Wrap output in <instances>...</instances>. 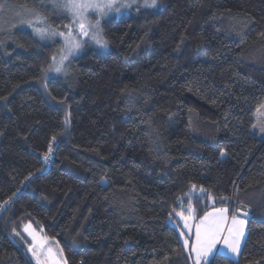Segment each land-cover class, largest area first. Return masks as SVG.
I'll return each mask as SVG.
<instances>
[{
    "label": "trees",
    "instance_id": "16d2710c",
    "mask_svg": "<svg viewBox=\"0 0 264 264\" xmlns=\"http://www.w3.org/2000/svg\"><path fill=\"white\" fill-rule=\"evenodd\" d=\"M1 2L58 31L70 22L49 0ZM101 27L108 48L86 45L46 91L42 69L61 40L0 26V200L21 188L0 214V264H34L29 224L66 264H193L175 215L189 204L191 241L206 212L250 211L239 258L212 264H264V138L251 132L264 102V0H159Z\"/></svg>",
    "mask_w": 264,
    "mask_h": 264
},
{
    "label": "snow or ice",
    "instance_id": "6c2138e0",
    "mask_svg": "<svg viewBox=\"0 0 264 264\" xmlns=\"http://www.w3.org/2000/svg\"><path fill=\"white\" fill-rule=\"evenodd\" d=\"M158 2L159 0H54L53 7L67 13L71 17L68 24L62 25L64 31H58V27L61 26L52 27L48 18L40 12L35 9L29 10L28 15L33 17V19L28 20L27 23L35 25L33 28L35 35L39 36L41 40L53 41L56 37H60L64 42L51 56L48 67L42 69L41 84L45 90L47 91V83L45 81L69 75V66L72 58L83 50L85 44L94 43L99 48H108L109 42L104 38V30L101 27L102 19L108 17L110 13L120 14L133 8L137 12L154 9L157 7ZM5 7L4 3H0V11ZM90 14L97 16L94 23L88 18ZM84 37L87 39H83ZM0 99L6 98L0 97ZM53 99L55 98L53 97ZM67 123L66 117L65 124ZM260 132L264 134V126L260 127ZM55 140L56 137L53 136L49 142L48 151L43 154L45 162L48 161L52 153ZM224 155L226 153L222 150L221 156ZM36 171L42 172L43 169H37ZM32 176L33 173H29L24 178V181H21V184L30 182ZM191 188L193 191H198L199 195L206 193L203 187L197 190L196 185H192ZM20 191L21 188L18 187L11 195L0 200V214L6 212L13 205ZM237 192H239V189H237ZM208 198L211 199L210 194ZM181 207L183 208L182 204ZM185 211L188 213L187 215H185ZM194 213L195 209L189 204L187 209L175 212V215L183 221L184 228L191 231ZM227 213L228 209L226 208H214L212 212H206L200 217L199 222L195 224V240L190 242V236L184 239V249L191 253L188 258L193 261V264H212V259H214L216 254L223 255L226 260L239 258L243 250V243H246V220L242 219L241 215L238 214L241 213L239 208L236 212H233L230 218ZM242 215L247 216L249 213L243 212ZM23 231L32 240V243L26 248L25 255L31 253V258L35 260L36 264H66V261L61 259L63 256L62 250L54 253L51 248L47 247V241L39 237L30 224L25 225ZM12 234L14 242L16 237L24 239L15 228L12 229ZM180 235L183 237L185 234L181 232ZM218 244H222L223 247L218 248Z\"/></svg>",
    "mask_w": 264,
    "mask_h": 264
},
{
    "label": "rangeland",
    "instance_id": "374dc122",
    "mask_svg": "<svg viewBox=\"0 0 264 264\" xmlns=\"http://www.w3.org/2000/svg\"><path fill=\"white\" fill-rule=\"evenodd\" d=\"M49 1L51 2V4L54 3V0H49ZM5 5H6V7L2 11H0V26L9 25V24L21 25V26L30 28L33 31V28L35 27V25H30L27 23L28 20L33 19V17L28 15V12H20V11H18V9H16L14 7L8 6L7 4H5ZM127 12L128 11H123L122 13H127ZM122 13H120V14H122ZM120 14L110 13L109 16H113V15L118 16ZM69 18L71 19L70 16H69ZM88 18L90 21H92L94 23L95 20L97 19V16L95 14H90ZM102 20H101V22H102ZM58 38L61 40V43L63 45V43H64L63 39L60 37H58ZM83 39H87V38L84 37ZM86 45H95V44L94 43H88V44H85L84 47ZM253 118H254V122H253L252 127H251V132L256 137L263 139L264 134H262L260 132V127L264 126V102L260 106H258V108L255 110V112L253 113ZM230 217H231V215L229 214V218ZM241 218L246 220V225H247V218H244V217H241ZM177 219H178L179 223L181 224L182 228L184 229V233H186V235H184L183 237L181 236L183 239V242H184V239L188 238L189 236L192 239V236H191L192 235V233H191L192 227H191V231H189V229L184 228L183 221L178 216H177ZM168 221L174 225V221L171 218H169ZM192 224H193V222H192ZM175 225H177V224H175ZM246 225H245V227H246ZM32 229L34 230V228H32ZM34 231L39 237H42L45 241H47V247L51 248L54 253L58 252L59 250H62L59 243L56 240L42 236L43 234H42L41 230H39L40 232H38L36 230H34ZM194 240H195V238H194ZM219 245H221V244H218V246H217L218 248H219ZM45 252H46V249H45ZM30 255H31V253H30ZM61 259L65 261L64 256H62ZM33 262H34V264H36L35 260H33Z\"/></svg>",
    "mask_w": 264,
    "mask_h": 264
},
{
    "label": "crops",
    "instance_id": "0c3cea01",
    "mask_svg": "<svg viewBox=\"0 0 264 264\" xmlns=\"http://www.w3.org/2000/svg\"><path fill=\"white\" fill-rule=\"evenodd\" d=\"M219 208H226V207H219ZM219 208H215V209H219ZM226 209H228V208H226ZM212 211H213V210H211V211H209V212H212ZM229 214L232 215L233 213H231L230 210L228 209V213H227V215L229 216ZM198 222H199V221H198ZM221 247H223L222 244L219 245V248H221Z\"/></svg>",
    "mask_w": 264,
    "mask_h": 264
},
{
    "label": "water",
    "instance_id": "95a60500",
    "mask_svg": "<svg viewBox=\"0 0 264 264\" xmlns=\"http://www.w3.org/2000/svg\"><path fill=\"white\" fill-rule=\"evenodd\" d=\"M243 212H248L249 213V215H247V216H244V215H242V213ZM238 214H240L241 215V217H244V218H249L250 217V215H251V213H250V211H245V210H241V213H238Z\"/></svg>",
    "mask_w": 264,
    "mask_h": 264
},
{
    "label": "built area",
    "instance_id": "2783aa9c",
    "mask_svg": "<svg viewBox=\"0 0 264 264\" xmlns=\"http://www.w3.org/2000/svg\"><path fill=\"white\" fill-rule=\"evenodd\" d=\"M50 158H51V154H50V157H49L48 161H47V162H45V161H44V159H43V157H42V162L44 163V165L48 164V162H49Z\"/></svg>",
    "mask_w": 264,
    "mask_h": 264
}]
</instances>
